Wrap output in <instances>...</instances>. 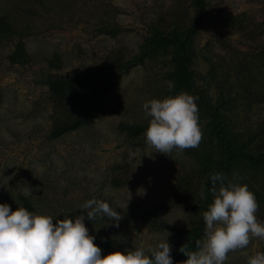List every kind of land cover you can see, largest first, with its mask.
Segmentation results:
<instances>
[{"label":"rangeland","instance_id":"obj_1","mask_svg":"<svg viewBox=\"0 0 264 264\" xmlns=\"http://www.w3.org/2000/svg\"><path fill=\"white\" fill-rule=\"evenodd\" d=\"M201 3L0 0V34L5 26L14 30L0 37V204L15 211L24 207L23 195L36 215H84L104 256L140 247L150 254L167 240L173 264H180L182 245L195 239L197 250L214 199L206 183L211 167L225 160L220 131L233 146L264 153V0ZM164 35L184 39L188 94L198 97L203 131L198 148L169 156L144 136L151 118L143 104L167 97L166 81L178 67L175 45L145 47ZM19 38L27 61L10 63ZM48 73L61 77L72 97L56 114L42 82ZM98 95L77 129L54 135L53 127L74 121ZM222 176L225 185L248 186L264 222V157L255 165L238 161ZM92 199L117 210L118 227L107 217L87 219L82 205ZM257 252L264 240L229 253L227 264H247Z\"/></svg>","mask_w":264,"mask_h":264},{"label":"clouds","instance_id":"obj_2","mask_svg":"<svg viewBox=\"0 0 264 264\" xmlns=\"http://www.w3.org/2000/svg\"><path fill=\"white\" fill-rule=\"evenodd\" d=\"M169 91L174 89L166 81ZM198 97L179 93L164 99H152L143 104L150 123L144 132L145 143L156 152L170 155L198 148L203 139L199 124ZM214 197L203 213L204 238L197 241V250L179 249L187 259L183 264H227L229 253L246 249L253 239L264 240V222L256 213L259 204L247 185L228 183L219 173L211 175ZM219 181V188L216 184ZM26 195H31L25 192ZM200 196L205 199L202 186ZM82 207L87 219L118 222L121 215L109 203L92 199ZM48 215H36L24 207L12 211L10 205L0 204V264H173L172 248L166 241L156 248L144 247L125 252L102 255V249L89 235L85 216L56 220ZM247 264H264V252L249 256Z\"/></svg>","mask_w":264,"mask_h":264},{"label":"trees","instance_id":"obj_3","mask_svg":"<svg viewBox=\"0 0 264 264\" xmlns=\"http://www.w3.org/2000/svg\"><path fill=\"white\" fill-rule=\"evenodd\" d=\"M196 4L198 6H202L201 0H195ZM8 33L14 32L9 26H5V29ZM7 31H2L4 35L0 34V37L6 36ZM16 32V31H15ZM184 39L179 38L178 36L175 37H169L167 35L160 36L158 39H151L147 45H145L146 48H156L160 46H165L166 44H173L177 47L176 50V58L178 62V67L176 71L171 75V79L174 84V89L172 91H169L167 88V97L169 96H175L179 93H188L191 86V78H190V72L187 68V62H189V58L184 54V47H183ZM27 51L24 47V41L19 38L14 46L13 51L9 54L8 59L10 63H25L27 61ZM43 85L45 86L46 90L50 93V105L52 108V113L61 112L62 109L64 110L66 104L71 101L72 97L67 96L66 93L70 91L69 85L62 80L61 77L57 78L54 75H51L50 73L44 74L43 78ZM100 94L105 92L107 88H99ZM83 95L84 92H81ZM85 93L83 98H86ZM59 96L61 98H59ZM99 95L92 105H88L86 107H83L82 113L76 118L74 121L69 122L68 120H64L60 125H57L53 127L52 132L54 135H60L66 131L75 130L77 129L84 121L85 119L90 115V112L93 108L96 107L98 104ZM215 113L217 114L218 108L214 109ZM220 134L222 138L224 139V154H225V160L222 164L215 165L211 167L213 169V172L211 173H219L221 175H224L228 173L231 169V167L238 161H244L248 163L249 165H255L260 158L264 157V153H261V149H255V151H250L245 146H238L235 147L232 145V143L229 141L228 135H226L225 132L220 131ZM212 183L211 176L209 177L206 186L209 187V184ZM20 198L25 202L23 203V206L28 209L29 211H33L34 207L30 205V203L27 201V198L23 195L20 196ZM25 204V205H24ZM195 245V239L187 246L188 250L193 251ZM187 257L182 254L180 257L177 258L180 264H183V261H185Z\"/></svg>","mask_w":264,"mask_h":264}]
</instances>
